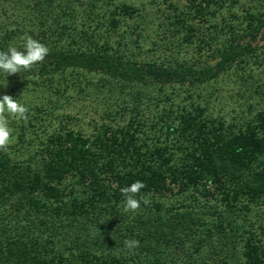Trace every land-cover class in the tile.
I'll return each instance as SVG.
<instances>
[{
	"label": "trees",
	"instance_id": "1",
	"mask_svg": "<svg viewBox=\"0 0 264 264\" xmlns=\"http://www.w3.org/2000/svg\"><path fill=\"white\" fill-rule=\"evenodd\" d=\"M144 1L0 0V51L49 49L0 72L29 109L0 152V264H264V0ZM80 96L104 103L90 132ZM135 181L151 202L126 212Z\"/></svg>",
	"mask_w": 264,
	"mask_h": 264
},
{
	"label": "clouds",
	"instance_id": "2",
	"mask_svg": "<svg viewBox=\"0 0 264 264\" xmlns=\"http://www.w3.org/2000/svg\"><path fill=\"white\" fill-rule=\"evenodd\" d=\"M21 39L24 41V51L18 50L15 46L9 47L7 51H0V72L6 76L32 70L34 66L42 63L49 54L48 47L31 36L26 34ZM28 112L29 109L12 96L3 95L0 97V152H7L12 142V130L9 127L8 118L27 120ZM145 188L146 185L142 181H135L120 188L126 212L136 213L141 207V200L144 205L151 202L150 193H143L141 196V192ZM123 245L126 250L132 252L139 247L140 242L136 239H125Z\"/></svg>",
	"mask_w": 264,
	"mask_h": 264
},
{
	"label": "rangeland",
	"instance_id": "3",
	"mask_svg": "<svg viewBox=\"0 0 264 264\" xmlns=\"http://www.w3.org/2000/svg\"><path fill=\"white\" fill-rule=\"evenodd\" d=\"M127 2L134 1L136 5H141V2L146 3L147 1L144 0H126ZM262 42H259L261 44ZM235 77L233 75H226L223 76L218 80L216 84H213L212 86L217 88L219 91V99L214 103V107L216 109H222L224 112H229L230 108H237L238 102L237 99V83L235 81ZM209 87V90H213L214 88ZM181 96H184L185 94L182 93V91H179ZM232 96V97H231ZM78 98V97H76ZM232 98V99H231ZM98 106H97V104ZM104 103L101 100H95L93 101L89 97L84 98L83 96H80L78 100H75L73 102V106L69 108L68 111L70 114L75 116L78 119L77 127H81L85 129L87 132H90L93 127L92 118L95 119L98 123L101 122L98 118V115H100L101 111L104 109L103 107ZM97 109L98 112H94V110ZM83 113V115H82ZM102 114V113H101ZM92 117V118H91Z\"/></svg>",
	"mask_w": 264,
	"mask_h": 264
}]
</instances>
